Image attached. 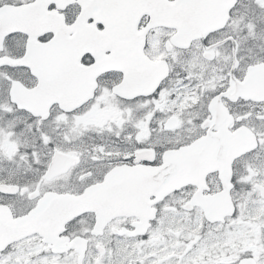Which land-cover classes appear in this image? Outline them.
<instances>
[{"label":"snow or ice","instance_id":"obj_1","mask_svg":"<svg viewBox=\"0 0 264 264\" xmlns=\"http://www.w3.org/2000/svg\"><path fill=\"white\" fill-rule=\"evenodd\" d=\"M0 264H264V0H0Z\"/></svg>","mask_w":264,"mask_h":264}]
</instances>
